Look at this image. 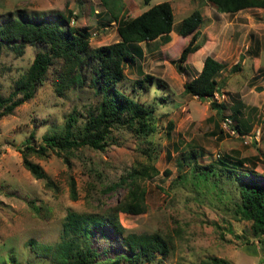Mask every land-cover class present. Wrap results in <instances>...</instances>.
<instances>
[{"label":"rangeland","instance_id":"obj_1","mask_svg":"<svg viewBox=\"0 0 264 264\" xmlns=\"http://www.w3.org/2000/svg\"><path fill=\"white\" fill-rule=\"evenodd\" d=\"M106 1L105 5L102 0H0V26L13 17L52 21L56 12L71 10L70 24L87 29L89 44L96 47L119 39L113 15L131 18L168 1L174 26L192 10L200 11L201 47L187 56L178 71L176 59L191 34L182 37L172 31L167 42L156 38L130 44L134 60L125 62V77L118 87L155 107L151 131L136 134L117 126L103 150L83 146L68 153L47 149L45 155L29 154L57 186L49 188L23 167L25 140L37 147L44 134L62 132L71 113L77 116L75 127L82 128L99 100L88 85L57 95L53 83L61 60L54 59L33 97L0 118V264H55L36 254L28 241L57 242L68 210L112 215L127 190L124 186L110 189V185L120 183L132 168L148 164L157 173L138 179L145 189L146 211L115 213L122 235L157 236L153 259L140 264H197L211 256L230 264H264V235L254 234L251 222L235 212L242 172L264 175V10L221 13L206 0H151L148 5L143 0ZM43 49L26 44L17 53L0 40V95L9 94L14 81ZM206 56L225 66L217 75L213 99L183 92V84L196 76ZM235 64L238 69H233ZM145 75L161 80L163 87H135L134 81ZM225 118L230 120L226 129ZM234 120L244 134L234 129ZM245 135L251 137L247 142ZM190 149L196 150L198 165L213 163L214 171L199 172L192 167L194 160L185 162L183 155ZM241 158L249 161L236 166L232 174L222 169V163L230 166L232 159ZM71 178L76 199L70 195ZM31 201L40 207V215L31 210ZM90 246L98 260L129 255L120 234L113 236L106 227L94 230Z\"/></svg>","mask_w":264,"mask_h":264},{"label":"trees","instance_id":"obj_2","mask_svg":"<svg viewBox=\"0 0 264 264\" xmlns=\"http://www.w3.org/2000/svg\"><path fill=\"white\" fill-rule=\"evenodd\" d=\"M151 0H143L148 5ZM221 13H235L245 8H261L264 10V0H206ZM115 3V0H113ZM107 4L106 0H102ZM74 14L67 10L66 14L56 12L52 21L45 19L27 21L20 17L7 19L0 26V40L10 45L17 53L22 52L26 44L41 45L43 50L37 51L26 71L18 77L12 90L7 96L0 95V118L13 113L14 109L25 101L30 100L36 87L42 83L54 59L61 60L59 70L53 86L57 95H62L68 88L88 85L99 97L95 113L88 116L82 128H76L77 116L68 115L62 132H53L42 136V143L37 147L27 139L22 150V164L36 179L45 180L46 187L57 186L46 174L43 168L28 156L31 153L45 155L47 149L68 153L73 149L87 146L92 149L103 150L107 145L111 130L117 126H124L136 133L148 135L154 119L153 105H146L127 94L118 87L125 77V62L134 60L129 45L139 42H150L156 38L169 41L170 32L185 37L191 34L187 44L182 48L176 59L178 71L187 56L201 47L198 42L199 26L203 17L198 9L192 10L183 17L176 26L173 25V12L168 1L156 3L137 16L126 18L113 15L119 39L116 42L93 47L89 44V32L85 28H77L70 24ZM204 51V50H203ZM202 51V52H203ZM194 56V54H193ZM224 64L211 56L203 60L201 70L195 77L183 84V92L199 99H213L218 92L217 75L224 68ZM238 69L235 64L233 69ZM135 87L147 90L149 84L163 87L161 80L145 75L134 81ZM161 101H164L161 99ZM213 101V100H212ZM234 117V116H233ZM234 129L244 134L240 124L234 120ZM222 130H220L221 132ZM196 150L190 149L183 155V160L191 163L194 170L199 172L214 171L215 165L208 163L198 165L195 161ZM64 159L68 161L65 156ZM249 159H232L230 166L222 163V169L232 174L236 166ZM157 173L152 164L132 168L125 176H121L120 183L110 185L126 188L125 196L113 207V214L105 216L98 213H79L68 210L61 223L59 240L54 244H41L29 240L28 245L39 256L49 258L55 264H119L125 260L128 264H140L150 261L154 257V245L157 236L149 233H127L122 235L123 227L117 222L115 213L141 214L146 211L145 189L139 184V178L151 177ZM239 183V201L235 203V212L240 218L251 222L254 234L264 235V175L244 171ZM70 195L76 199L75 183L70 179ZM30 203L33 212L40 215V207ZM107 228L113 236L120 234L122 246L129 255L118 254L112 258L97 259V253L91 248L94 230ZM197 264H230L229 261L216 256L208 257Z\"/></svg>","mask_w":264,"mask_h":264},{"label":"built area","instance_id":"obj_3","mask_svg":"<svg viewBox=\"0 0 264 264\" xmlns=\"http://www.w3.org/2000/svg\"><path fill=\"white\" fill-rule=\"evenodd\" d=\"M225 119L226 120H224V122H223V127L226 129L230 124V120L228 118H225ZM231 132H233V131H231ZM258 133H259V131H258ZM250 138H251L250 136L245 135L244 136V142H247L248 140H250Z\"/></svg>","mask_w":264,"mask_h":264},{"label":"crops","instance_id":"obj_4","mask_svg":"<svg viewBox=\"0 0 264 264\" xmlns=\"http://www.w3.org/2000/svg\"><path fill=\"white\" fill-rule=\"evenodd\" d=\"M202 65H203V61L201 62V64H200V68H199V71L201 70V67H202Z\"/></svg>","mask_w":264,"mask_h":264}]
</instances>
